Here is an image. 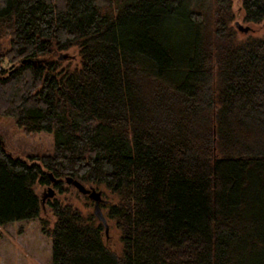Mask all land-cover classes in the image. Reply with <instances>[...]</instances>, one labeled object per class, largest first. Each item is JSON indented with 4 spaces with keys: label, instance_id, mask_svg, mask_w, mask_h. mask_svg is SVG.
<instances>
[{
    "label": "trees",
    "instance_id": "1",
    "mask_svg": "<svg viewBox=\"0 0 264 264\" xmlns=\"http://www.w3.org/2000/svg\"><path fill=\"white\" fill-rule=\"evenodd\" d=\"M232 2L0 0V117L53 140L29 164L0 137V226L40 220L51 264H264V35ZM67 178L111 196L118 253L94 214L39 219Z\"/></svg>",
    "mask_w": 264,
    "mask_h": 264
},
{
    "label": "rangeland",
    "instance_id": "2",
    "mask_svg": "<svg viewBox=\"0 0 264 264\" xmlns=\"http://www.w3.org/2000/svg\"><path fill=\"white\" fill-rule=\"evenodd\" d=\"M241 1L242 0H233L232 2L231 12L235 16L236 22L243 27L250 28V36L260 37L264 35V21L258 25L246 24L243 22ZM234 23L232 24L233 27ZM237 33L239 40L245 37V34L241 32ZM76 53L75 49L60 53L59 55L65 56V59L61 61L62 64H77L78 59ZM4 65L6 68L10 67L8 63ZM0 137L4 140L11 155L29 164L32 163L28 159L29 157L51 154L53 149L51 134L40 133L28 135L17 128L13 120L1 117ZM67 187V192L63 195H59L57 191L51 187L47 188L37 185L34 188L35 193L42 201V210L39 219L45 220L49 228L53 226L55 219L46 204L48 198H44L48 189L53 191V196L50 198L51 200L55 199L62 204H70L84 215L93 214V202L87 200V198L79 193L73 186L67 185ZM85 188L88 189L87 187ZM96 192L102 191L96 190ZM111 200V196L108 193L104 192L103 197L101 195V204L108 201L110 202ZM109 226L108 235L105 236V239L107 240L109 249L114 253H118L120 249L118 233L111 223ZM0 264H51V241L42 233L40 220L0 226Z\"/></svg>",
    "mask_w": 264,
    "mask_h": 264
},
{
    "label": "water",
    "instance_id": "3",
    "mask_svg": "<svg viewBox=\"0 0 264 264\" xmlns=\"http://www.w3.org/2000/svg\"><path fill=\"white\" fill-rule=\"evenodd\" d=\"M235 27L236 29L243 33V34H247L249 32V28L248 27H243L241 26L239 23H235ZM65 59V56L61 55L59 57V60H63ZM66 184L67 185H71L74 188L77 189V191L79 193H81L82 195L86 196L88 198V200H90L91 202H93V214L95 216V218L97 219L98 222H100L103 226H104V231H105V236L108 235V231H109V227L107 225V222L101 212V208H100V204H101V193L100 192H96V190H94L93 188H88L86 189L84 186H82L80 183H78L77 181H74L70 178L66 179ZM53 196V191L51 189H48L47 194L44 196V198H52Z\"/></svg>",
    "mask_w": 264,
    "mask_h": 264
}]
</instances>
